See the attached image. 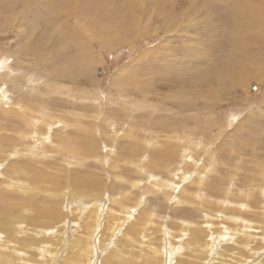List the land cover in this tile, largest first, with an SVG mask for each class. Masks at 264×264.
Wrapping results in <instances>:
<instances>
[{
	"label": "rangeland",
	"instance_id": "rangeland-1",
	"mask_svg": "<svg viewBox=\"0 0 264 264\" xmlns=\"http://www.w3.org/2000/svg\"><path fill=\"white\" fill-rule=\"evenodd\" d=\"M263 15L264 0H0V223L55 231L57 208L67 246L91 235L84 264L137 224L162 264L197 239L260 242L264 260ZM237 52L248 80L227 79Z\"/></svg>",
	"mask_w": 264,
	"mask_h": 264
},
{
	"label": "bare ground",
	"instance_id": "bare-ground-1",
	"mask_svg": "<svg viewBox=\"0 0 264 264\" xmlns=\"http://www.w3.org/2000/svg\"><path fill=\"white\" fill-rule=\"evenodd\" d=\"M253 36H250V37L252 38ZM255 37H253V38H255ZM239 46H240V44H237L236 50L239 49ZM246 51L253 52V49H250V46H247L246 47ZM234 55H239L240 59L237 60L236 62H234V65L232 67L226 68L225 71H226L227 79L233 78V79L236 80V79H239L240 77H242V80H245V79L248 80L250 78V74L251 73L254 74L253 71L251 70V67L253 66L252 64H254L255 59L254 58H247L248 57L247 52L245 53V56H244V53L241 54L239 52H237V54H232V57ZM236 59H237V57H236ZM206 79H212V74H208V77ZM206 79H204V80H206ZM211 93L214 94V91L213 90L212 91H209L208 94L211 95ZM17 107H18V105L16 106V108ZM34 107L35 106H33L31 108H34ZM18 108H20V107H18ZM13 117H15V116H13ZM23 119H24V116H23ZM21 186H22V183L16 184V183H14V180L12 182L11 180L7 179L6 177L5 178L3 177V187L6 188V191H7V189L11 191V190L16 189V188H19ZM33 190H30V191L33 192ZM80 195H81L80 197H82L83 199L94 200V202H93V204H94L93 205V208L91 207V210H87V214H86V215H91L92 212H93L92 216L93 215L94 216L91 219V222H93L94 217L96 216V214H95L96 212H95V207L94 206L97 203H99L97 200L95 201V199H97V197L93 196V194H92V196H90L88 194H80ZM70 196H71V198H73L72 197V194ZM74 203H78V202H74ZM76 207H78V204H76ZM82 208H79V209H82ZM56 209L55 210H52L50 212L49 217H48L50 219L49 223L52 222V221H54V223H53L54 225L53 226L55 227V231H51L50 228H48V227L45 228V226H48V225L47 224H44L43 225V224H41L42 222L40 223V225L38 227H36V225H35L32 228L29 227L28 224H26L27 222L26 223L24 222L22 224H15L14 226H11V227H9L8 224L0 223V264H38V260H37L38 258L37 257L40 256V255L43 257V261L39 257V259L41 260V262L43 264H49V263L55 262L57 259H59L58 258L60 256L59 254L64 249H67L68 252H73L72 248H74L73 254L72 255H68V256H64L63 258L61 257L62 258L61 262H58L57 264H84V258L87 257L88 255L85 256V257H83V256L86 255V254H88V253L85 254V251H84L83 252V255L81 256L80 255V252L81 251H78V250L84 248L87 252H89V253L91 252V249H90V247L92 245L91 235H88L86 237H84V236H81L80 237L78 235V236H75L74 237L73 236L74 233H72V236H73L72 238L74 240H72V242L70 243L71 246H67V245H69L67 243V241H69V240H67L66 238L68 236L70 237L71 234L67 231V235H66V231H65L66 225L65 224L62 225V221L64 220L63 219V213H61V211L56 210ZM24 211L28 213L30 210H24ZM80 213H82V212H80ZM28 217H30V216H28ZM11 218H3L1 220V222H6V221L8 222V220H10ZM11 221H12V219H11ZM17 222L18 221H16V223ZM95 223H98V222H95ZM112 224H113V221L111 223L110 222H107V227L110 228V230L113 227V226L111 227ZM142 225H140V224H137L135 226L133 225V226L130 227V229L125 230V232L123 234L126 237V240L127 241H124V244L123 245L121 244V247L119 246V247L115 248V251H117V253L115 254L114 257L113 256H111V257H108V256L107 257H104L103 260H102V262H100V264H117V263L118 264H137L136 258H135V256L137 255V253H135L134 251H137L139 249L142 250L143 253H145V255H153V256L158 255L155 259L154 258L153 259L152 258L151 259L149 258V260H147V263L146 264H162V262H164L163 261L164 258L162 256V248L160 247V242L161 241H159V239H157V240L155 239V241H154L155 243H152L151 240H149L148 242H145V243L144 242L141 243L140 242V236H141L140 235L141 234L140 232H142L141 231ZM114 226H115V224H114ZM42 227H44V228L42 229ZM80 228H82V227H80ZM189 229H188V231H189ZM192 229H191V231H192ZM93 231L91 232L92 234H93ZM104 232H105V230H104ZM208 234H210V233H208ZM206 236H208V235H206ZM108 240H109V238H108ZM230 240L232 242V239H230ZM106 241L107 240L105 239V242ZM216 241L218 242V240H216ZM211 242L210 241H207L206 243L204 242V244H203V243L199 242L198 239H197V241H195L194 243L192 242V245L184 246L185 245L184 244V245H181V246L176 247L177 248V253L179 255H178V257H176V259H174V261H175L174 264H204V263L207 264L206 259H207L208 256H210L208 258H210L209 261H211V264H256V262H259L258 264H264V260L262 259V261H261L260 260L261 258L259 259L260 261L257 258L256 259H251V257H253V255H254V252L256 253L255 248L257 249V248H259V246H262V244H260V242H256V245L251 246V249L247 250V252L242 251L241 250V246H236L235 245L236 247H232V248L231 247H228L227 248V246L226 247L221 246L219 249L217 248L218 251H216V253L214 252L215 255H214V253H212L213 246H212V243ZM130 243H132L133 245H131ZM60 244H63L62 246L65 245L64 248H62V246ZM226 244H228V243H226ZM130 247H131V249H129ZM249 248H250V246H249ZM132 250H134V251H132ZM214 251H215V249H214ZM257 251H260V250H257ZM121 253H123L124 256H122ZM65 255H66V252H65ZM123 257L125 259H122ZM41 262H40V264H42ZM88 262H89V264H95V263H91L90 261H88ZM92 262H93V260H92Z\"/></svg>",
	"mask_w": 264,
	"mask_h": 264
}]
</instances>
